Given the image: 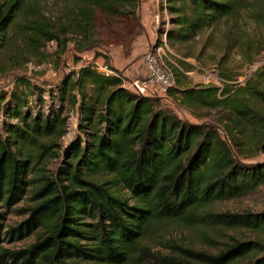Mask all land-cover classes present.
Wrapping results in <instances>:
<instances>
[{
	"label": "trees",
	"instance_id": "obj_1",
	"mask_svg": "<svg viewBox=\"0 0 264 264\" xmlns=\"http://www.w3.org/2000/svg\"><path fill=\"white\" fill-rule=\"evenodd\" d=\"M38 1L0 0V49L17 38L28 54L39 55L59 34L86 38L97 11L139 22V0H53L67 9L56 32L54 23L40 20L45 14ZM166 10L169 19L161 20L158 34H166L173 48L192 45L204 30L221 25L232 34L243 13L264 27V0H166ZM174 69L170 100L189 110L225 111L227 117L217 125L185 121L163 97L135 95L123 87L122 75L105 76L94 62L82 64L49 91L59 104L47 113L24 112L27 90L45 93L24 78L12 91L0 90V106L10 100L6 113L13 120L4 125L5 135L0 130V205L12 210L29 194L32 202L21 211L28 216L23 222L6 230L0 223V264H237L244 259L264 264L259 241H235L219 253L174 245L176 253L170 255L153 254L143 245L168 223L214 231L264 229V212L212 209L218 201L242 198L264 185V163L237 158L247 129L253 131L250 140L264 149V67L245 87L228 85L222 91L184 88L186 75ZM66 106L78 111L86 139L73 141L67 159L51 173L49 163L60 158V142L69 130ZM33 234L36 241L26 249L3 246Z\"/></svg>",
	"mask_w": 264,
	"mask_h": 264
},
{
	"label": "rangeland",
	"instance_id": "obj_2",
	"mask_svg": "<svg viewBox=\"0 0 264 264\" xmlns=\"http://www.w3.org/2000/svg\"><path fill=\"white\" fill-rule=\"evenodd\" d=\"M37 3L45 14L40 16V20L54 23L56 32H59V28L65 22L64 14L67 10L65 4L56 3L53 0H39ZM95 16V27L90 30L86 38L77 36L74 32L68 35L59 34V40L46 44L39 55L28 54L25 43L17 38L12 41V46L0 49V90L12 91L17 81L24 78L45 91L41 94L38 90H24L27 101L24 112L36 114L40 111L47 113L50 107L59 104L57 99L51 98L49 91H55L65 76L77 71L82 64L97 62L115 68L117 73L126 80L132 79L129 78L133 76L132 68L148 52V49L140 50L142 49L139 45L140 23L131 18L110 19L100 11H97ZM252 47L253 50L250 53L249 48ZM169 48L173 53L171 57L187 77L183 79L184 88L198 85L210 87L205 82L207 76L213 74L230 81L232 85L229 86L233 89H241L254 79L257 70L264 67V27L255 23L248 14L243 13L237 31L232 34L229 27L221 25L204 30L192 45L179 48L169 45ZM129 57L134 58L130 63H126ZM251 59L253 61L250 62ZM174 74L176 80V71ZM21 89L23 88L20 87V91ZM163 98L164 104L170 110L183 120L194 124L217 125L227 117L225 111L189 110L180 108L168 96ZM10 104V100H6L0 106V130L3 135H5L4 125L13 122L6 113ZM66 116L69 118L68 134L60 142V158H54L49 163L48 169L51 173H54L67 159L68 148L73 141L79 137L86 139L79 130L81 119L78 111L66 106ZM220 131L225 136L222 128ZM246 134L247 142L237 158L245 164L264 163V149L254 142V137L250 140L253 135L252 129H247ZM120 194L126 198L130 197L126 191L121 190ZM30 205H32L30 194L21 203L11 207L12 210L2 208L3 206L0 205V212L4 214V220L0 223L4 229L26 220L28 216L21 211ZM212 209L216 212L232 213L264 212V185L242 198L218 201L212 205ZM205 237L215 240L217 245L205 241ZM36 238V234H33L22 241L9 240L3 246L12 250H22L34 244ZM235 241H259L264 244V229L258 232L240 229L214 231L202 227L191 228L183 223H168L159 226L143 241V245L147 246L153 254H174L176 251L170 248L174 245L197 251L219 253ZM261 257H264V253L259 254L258 258ZM249 261L250 259H244L237 264H248Z\"/></svg>",
	"mask_w": 264,
	"mask_h": 264
},
{
	"label": "built area",
	"instance_id": "obj_3",
	"mask_svg": "<svg viewBox=\"0 0 264 264\" xmlns=\"http://www.w3.org/2000/svg\"><path fill=\"white\" fill-rule=\"evenodd\" d=\"M160 4L163 5L164 9L160 11V23L161 19L168 22L169 17L166 10V0H160ZM168 27L169 23H167V28ZM150 46L148 52L140 59V66L135 70V77L130 80L124 79L123 87L135 95L142 97H165L168 96L170 90L175 87L174 68L179 67L171 57L173 53L169 48L166 34L159 36L157 31L156 39ZM182 60L186 61L185 59ZM94 67L99 73L105 76L118 75L107 65L94 62ZM141 71L143 74L140 73ZM205 84L210 87H216L220 91L226 86L232 85L230 81L213 74L207 76Z\"/></svg>",
	"mask_w": 264,
	"mask_h": 264
},
{
	"label": "crops",
	"instance_id": "obj_4",
	"mask_svg": "<svg viewBox=\"0 0 264 264\" xmlns=\"http://www.w3.org/2000/svg\"><path fill=\"white\" fill-rule=\"evenodd\" d=\"M160 0H139V23H140V34H139V45L144 50H149L150 45L155 41L157 31L160 25ZM163 16V15H161ZM143 53H141L142 55ZM134 57H129L125 62L130 63ZM142 58V57H141ZM119 62V61H118ZM140 62L136 63V66L132 68L133 76L135 77V70L139 68ZM117 68V67H116ZM142 70V69H141ZM129 71V70H128ZM140 73L143 74L141 71ZM126 80V79H125Z\"/></svg>",
	"mask_w": 264,
	"mask_h": 264
}]
</instances>
